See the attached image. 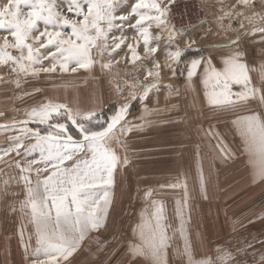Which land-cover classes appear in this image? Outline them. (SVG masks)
<instances>
[{
  "label": "snow or ice",
  "instance_id": "6c2138e0",
  "mask_svg": "<svg viewBox=\"0 0 264 264\" xmlns=\"http://www.w3.org/2000/svg\"><path fill=\"white\" fill-rule=\"evenodd\" d=\"M219 2L215 23L236 38L221 49L226 54L218 60L186 55L196 40L185 39L190 28L177 29L172 23L177 0L0 2V66L15 73L17 89L29 78L38 80L42 73L49 74L48 79L53 73L79 69L89 75L94 69L111 75L117 97L124 85L129 89L125 102L113 104L108 111L99 96L84 101L75 96L65 102L37 99L19 109L23 119L13 117L0 125V133H11L7 146L0 147V176L7 177L0 188V209L5 218L17 222L15 235L22 248L19 264H78L72 257L89 234L104 228L108 220L118 169L136 167L133 161L139 154H130L128 134L158 123H175L172 118L154 121L149 117L180 110V104L169 106L170 98L196 93L197 87L206 104L197 115L211 119L207 127L197 120L200 139L194 141L191 162L176 149L166 182L145 190L138 221L115 245L127 256L123 264H264V240L258 258L253 251L257 238L252 237L243 243L237 238L235 244L219 246L212 255L204 252L197 259L199 251L188 232L195 199L209 198L216 160L235 161L242 149L253 183H264V54L261 63L254 65L242 47L243 37L249 36L264 48V0ZM122 61L123 74L116 68ZM148 61L150 67H146ZM181 66L186 73L183 90L170 82ZM41 91L37 87L22 90L17 99L23 101ZM195 99L193 95V107ZM134 101L141 108L136 116L132 115ZM235 134L240 143L234 150L226 140ZM167 196L172 199L166 200ZM256 221L262 222L264 235V214L247 218L249 225ZM237 224L245 228L243 221H233V231ZM177 239L183 242L182 248ZM5 250L10 254V246Z\"/></svg>",
  "mask_w": 264,
  "mask_h": 264
},
{
  "label": "rangeland",
  "instance_id": "374dc122",
  "mask_svg": "<svg viewBox=\"0 0 264 264\" xmlns=\"http://www.w3.org/2000/svg\"><path fill=\"white\" fill-rule=\"evenodd\" d=\"M179 1L181 0H177V3ZM193 2L197 3L196 7L200 11L198 15L200 17H196L194 27L186 34L185 39L196 40V44L186 52V55L193 58L198 55L215 56L218 60L226 54L221 49L231 39L236 38L235 33L226 35L218 29L215 23L220 7L219 0H193ZM229 2L230 0H224V3ZM172 23L174 24L173 19ZM243 40L245 43L242 47L246 51V58L249 62L254 65L261 63L260 56L264 54V48L256 42L254 37L245 36ZM184 44L185 41H180L181 48H184ZM157 55L163 62L164 57L160 53ZM150 66L151 62L148 61L146 67ZM116 68L123 74L124 62L122 61ZM163 75L166 77L165 82H169L168 73L165 72ZM48 76L49 74L42 73L38 80L29 78L27 82L22 83L21 89H17L13 83L16 79L15 73L9 71L6 66H0V77L3 78L0 79V112L5 113L4 117H0V125L10 122L13 117L23 119L24 114L19 109L33 105L37 99L54 98L57 102H65L75 96H79L82 101L87 100L88 97L94 100L99 96L104 111H108L113 104L125 102L124 97L129 91L127 85H124L123 91L117 97L112 92L115 84L110 83L111 75H104L98 69H94L91 75L79 69L75 73H53L45 79ZM170 82L174 87L182 90L185 88L186 73L183 66ZM34 87L42 91L32 97H24L23 101L17 99L22 90L31 91ZM110 93L112 99H109ZM193 95L196 97L195 107H193ZM171 103L180 104V110L164 112L159 116H151L149 119L163 121L172 118L176 121L175 123H158L142 132L129 133L126 137L131 141L130 154L133 152L139 154L138 158L133 161L136 167L130 164L123 170L118 169L108 220L104 228L89 234L81 250L72 257L78 264H100V262L123 264L127 256L123 254L122 248L115 245V240L120 236L127 237L129 226H134L138 221L139 212L144 206L145 190L158 187L160 183L166 182L164 177L173 168L172 162L177 156L176 149H180L191 162V149L194 147V141L200 139L196 136V128L199 126L197 120H201L203 127H207L211 117L206 119L197 115L206 107L199 87L196 93L185 92L180 97L172 96L169 106ZM160 107L164 108L165 105L162 103ZM14 109L17 111L13 112ZM140 112L138 101H134L132 115H139ZM72 131L75 132V129ZM9 135L11 133H0V147L7 146ZM226 143L235 150L240 143L239 135H228ZM207 153L208 149L205 148V154ZM247 161V155L241 149L235 161L224 163L216 160L213 163V176L208 186L209 198L207 200L195 199V210L192 212L191 226L188 228L189 235L194 240V249L199 251L197 259L201 258L204 252H207L209 256L212 255L219 246L228 243L235 244L237 238L243 243L244 239L251 240L252 237L257 238L253 251L257 258L259 257L260 241L264 240V235H261L262 222L256 221L249 225L247 218L257 213L264 214V183H253L252 168ZM207 167L208 159L205 160V168ZM6 179V176H0V188L4 186ZM13 187L16 191H20L15 184ZM165 199L171 200L172 197L167 196ZM233 221H243L245 228L237 224L236 231H233ZM178 225L179 221H176L174 226L178 227ZM17 227V222L11 217L5 218L3 210L0 209V264H5V260L7 264H19L21 260L22 248L15 235ZM6 237H11V240L7 241ZM176 243L179 247H183L181 240L177 239ZM6 246H10V254L6 252ZM171 259L177 260V257L173 256ZM246 259L250 261L252 256Z\"/></svg>",
  "mask_w": 264,
  "mask_h": 264
},
{
  "label": "built area",
  "instance_id": "2783aa9c",
  "mask_svg": "<svg viewBox=\"0 0 264 264\" xmlns=\"http://www.w3.org/2000/svg\"><path fill=\"white\" fill-rule=\"evenodd\" d=\"M198 2V1H197ZM193 0H181L174 6L173 22L178 29L194 27L196 17H200V11ZM200 19V18H199Z\"/></svg>",
  "mask_w": 264,
  "mask_h": 264
}]
</instances>
